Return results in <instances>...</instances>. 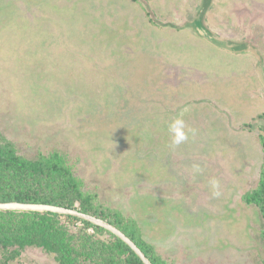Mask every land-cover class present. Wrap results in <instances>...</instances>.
<instances>
[{"label":"rangeland","instance_id":"obj_1","mask_svg":"<svg viewBox=\"0 0 264 264\" xmlns=\"http://www.w3.org/2000/svg\"><path fill=\"white\" fill-rule=\"evenodd\" d=\"M181 113L195 135L172 145ZM262 115L264 0H0V131L26 157L65 155L171 264H264L245 201Z\"/></svg>","mask_w":264,"mask_h":264},{"label":"trees","instance_id":"obj_2","mask_svg":"<svg viewBox=\"0 0 264 264\" xmlns=\"http://www.w3.org/2000/svg\"><path fill=\"white\" fill-rule=\"evenodd\" d=\"M194 31L210 40L197 28ZM261 144L262 181L245 201L256 205L264 217L263 136ZM97 200L65 155L53 151L26 157L0 131V203L53 205L93 215L120 229L152 264H171L145 238L135 218ZM32 249L53 257L57 264H143L119 238L89 222L49 212L0 211V264L16 262Z\"/></svg>","mask_w":264,"mask_h":264},{"label":"water","instance_id":"obj_3","mask_svg":"<svg viewBox=\"0 0 264 264\" xmlns=\"http://www.w3.org/2000/svg\"><path fill=\"white\" fill-rule=\"evenodd\" d=\"M0 211H24V212H41V213H55L63 216L78 218L82 221L89 222L94 226L100 227L119 238L137 255L143 264H152L145 253L120 229L110 224L109 222L97 218L90 214L82 213L78 210L66 209L59 206L45 205V204H26L18 202L0 203Z\"/></svg>","mask_w":264,"mask_h":264},{"label":"clouds","instance_id":"obj_4","mask_svg":"<svg viewBox=\"0 0 264 264\" xmlns=\"http://www.w3.org/2000/svg\"><path fill=\"white\" fill-rule=\"evenodd\" d=\"M168 133L172 145H180L188 140L189 134L195 135V129L188 127L183 119V114L181 113L168 125ZM195 170L197 172L201 171L199 166H195ZM209 183L213 196L218 197L220 195V192L218 191L219 181L213 178Z\"/></svg>","mask_w":264,"mask_h":264}]
</instances>
